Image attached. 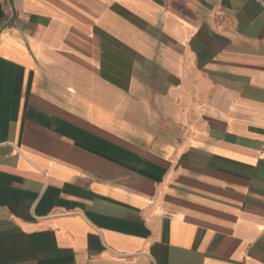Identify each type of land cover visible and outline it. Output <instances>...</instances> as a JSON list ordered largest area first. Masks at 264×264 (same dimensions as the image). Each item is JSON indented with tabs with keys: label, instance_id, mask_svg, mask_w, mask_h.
Here are the masks:
<instances>
[{
	"label": "crops",
	"instance_id": "crops-1",
	"mask_svg": "<svg viewBox=\"0 0 264 264\" xmlns=\"http://www.w3.org/2000/svg\"><path fill=\"white\" fill-rule=\"evenodd\" d=\"M0 264H264V0H0Z\"/></svg>",
	"mask_w": 264,
	"mask_h": 264
}]
</instances>
